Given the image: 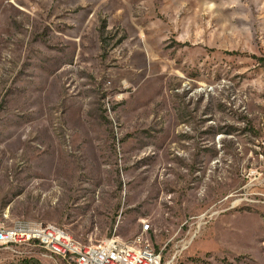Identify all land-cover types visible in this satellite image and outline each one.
<instances>
[{
    "label": "rangeland",
    "instance_id": "rangeland-1",
    "mask_svg": "<svg viewBox=\"0 0 264 264\" xmlns=\"http://www.w3.org/2000/svg\"><path fill=\"white\" fill-rule=\"evenodd\" d=\"M19 219L264 264V0H0V224Z\"/></svg>",
    "mask_w": 264,
    "mask_h": 264
},
{
    "label": "built area",
    "instance_id": "built-area-1",
    "mask_svg": "<svg viewBox=\"0 0 264 264\" xmlns=\"http://www.w3.org/2000/svg\"><path fill=\"white\" fill-rule=\"evenodd\" d=\"M148 228L145 226L144 232ZM15 245L41 246L66 264H164L162 253L143 234L132 243L110 238L87 245L59 225L35 220L0 224V248Z\"/></svg>",
    "mask_w": 264,
    "mask_h": 264
}]
</instances>
